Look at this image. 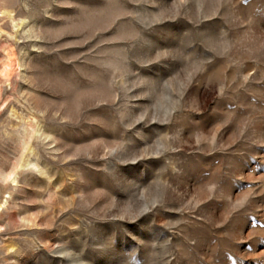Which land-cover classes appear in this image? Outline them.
<instances>
[{"label":"rangeland","instance_id":"rangeland-1","mask_svg":"<svg viewBox=\"0 0 264 264\" xmlns=\"http://www.w3.org/2000/svg\"><path fill=\"white\" fill-rule=\"evenodd\" d=\"M0 264H264V0H0Z\"/></svg>","mask_w":264,"mask_h":264},{"label":"bare ground","instance_id":"bare-ground-1","mask_svg":"<svg viewBox=\"0 0 264 264\" xmlns=\"http://www.w3.org/2000/svg\"><path fill=\"white\" fill-rule=\"evenodd\" d=\"M2 51L6 54V57L8 59H11L12 57H14V54H16V53H14L13 49L11 47H8V46H3Z\"/></svg>","mask_w":264,"mask_h":264}]
</instances>
